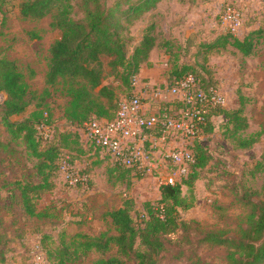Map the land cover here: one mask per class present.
Wrapping results in <instances>:
<instances>
[{"label":"rangeland","instance_id":"obj_1","mask_svg":"<svg viewBox=\"0 0 264 264\" xmlns=\"http://www.w3.org/2000/svg\"><path fill=\"white\" fill-rule=\"evenodd\" d=\"M21 2L0 0V57L17 66L33 97L26 111L10 120L29 117L38 105H41L39 110L51 111L55 126L52 139L68 157L74 184L65 183L58 170L55 189L39 200L35 216L21 212L12 215L11 211L1 210L0 240H10L8 247H13L3 264H30L35 244L47 257L46 253L54 247L74 248L78 234L95 236L104 231L115 234L107 213L119 209L128 198L134 202L136 211L142 210L144 202L158 201L159 186L172 169L164 161V151L157 148L151 175L109 173L108 168L113 165L110 159L84 142L78 128L72 126L64 113L66 98L62 86L48 89L46 85L49 48L59 38L51 25V16L41 20L22 19ZM228 5L242 19L241 28L231 34L241 40L252 34L255 47L248 57L229 46L209 54L202 47L229 33L219 21V13ZM147 28H151L149 33L155 46L148 62L141 67V77L137 75L143 82L164 89L173 71L188 68L205 83L217 86L225 99L226 111L242 108L248 123L244 131L232 135L233 128L221 114L212 119L211 128L201 135V145L211 155L210 163L193 189L182 187L181 195L190 208L178 211L180 220L193 223L201 231L238 236L239 227L244 226L249 215V208L239 198L247 190L259 192L264 185V0L162 1L130 27L131 49L140 42ZM111 81L112 77H107L104 83ZM113 85L119 99L130 95V86L124 89L117 81ZM4 99L5 95L0 94V102ZM149 104L169 109L172 115L181 108L176 100ZM6 136L5 127L0 124V139L5 140ZM155 137H160V133L156 131ZM182 140L173 137L166 142L179 147L177 142ZM240 141H246L248 146H240ZM12 147L18 152L15 157L0 152V203L9 204L8 195L12 193L7 191L14 190V183L23 179L28 170L34 174V161L27 156L21 142L12 143ZM13 208L19 209L16 205ZM36 231L39 234L32 235ZM224 252L223 248L213 250L206 245L198 249L199 257L207 264H227ZM93 259L96 257L91 255L76 264H91Z\"/></svg>","mask_w":264,"mask_h":264},{"label":"trees","instance_id":"obj_2","mask_svg":"<svg viewBox=\"0 0 264 264\" xmlns=\"http://www.w3.org/2000/svg\"><path fill=\"white\" fill-rule=\"evenodd\" d=\"M162 1L165 0H22L19 6L22 19L41 20L50 15L51 25L59 33L49 48L45 79L48 89L62 86L66 98L64 113L72 126L79 128L93 118L103 122L114 120L120 99L113 82L129 89L131 79L139 75L155 46L149 33L151 28H147L140 42L131 49L130 27ZM228 46L245 57L255 47L252 34L241 40L231 33L219 35L202 47L209 54ZM171 75L169 85L192 75L206 93L211 87H217L211 82L205 83L188 68L175 70ZM107 77H112L110 83H104ZM0 94L5 95L0 102V124L7 133L5 140L0 139V152L15 157L18 152L12 143L21 142L27 156L34 161V174L28 170L23 179L14 183L17 188L7 191L12 193L8 195L9 204L0 203V212L11 211L12 215L21 212L33 217L39 200L54 191L57 171L65 155L52 139L55 126L51 111L39 110L41 105H38L29 117L10 120L23 114L33 97L17 66L1 57ZM221 114L233 128L232 135L248 127L242 108L226 111L224 107H217L208 112L202 134L211 128L212 119ZM42 123L52 130L48 141H43L37 132ZM200 141L194 143V162L186 178L174 186L160 185L158 201L144 202L142 210L136 211L132 199H126L119 209L107 213L115 234L108 231L95 236L78 234L74 248L61 245L50 249L46 253L47 262L76 264L94 255L96 259L90 260L91 264H207L198 255L199 246L206 245L213 250L223 248L227 264H264V185L259 192L247 190L239 198L249 208V215L244 226L239 227L238 236L201 231L193 223L180 220L179 209L190 208L181 195L182 187L193 189L200 173L210 163L211 155ZM240 146L247 147L248 143L241 142ZM108 171L111 175L116 171L133 173L117 165ZM15 205L19 209H14ZM38 234L36 231L32 235ZM9 243L10 240H0V264L13 251Z\"/></svg>","mask_w":264,"mask_h":264},{"label":"built area","instance_id":"obj_3","mask_svg":"<svg viewBox=\"0 0 264 264\" xmlns=\"http://www.w3.org/2000/svg\"><path fill=\"white\" fill-rule=\"evenodd\" d=\"M219 21L229 33L237 32L242 26L239 12L229 5L219 13ZM130 88V95L120 99L113 121L93 118L78 128L79 136L84 142L100 148L113 165L130 169L140 176L154 172V152L161 148L164 161L172 165L162 184L174 186L186 178L194 162V143L201 139L208 112L224 107L225 99L217 87H211L208 93L201 90L192 75L168 84L164 89L154 88L134 76ZM163 100H176L184 107L173 115L164 112L161 106L155 113H146L149 102H166ZM156 131L160 133L158 138L155 137ZM37 132L43 141L52 137L51 128L44 123L38 125ZM173 137L183 139L177 142L179 147L166 142ZM67 160L68 157H63L59 172L65 183L73 185L72 168ZM30 264H47L38 244L32 247Z\"/></svg>","mask_w":264,"mask_h":264},{"label":"crops","instance_id":"obj_4","mask_svg":"<svg viewBox=\"0 0 264 264\" xmlns=\"http://www.w3.org/2000/svg\"><path fill=\"white\" fill-rule=\"evenodd\" d=\"M139 77H141V73L139 74ZM157 111V107L153 105L151 106L150 104L146 105V113L147 114H152L155 113Z\"/></svg>","mask_w":264,"mask_h":264}]
</instances>
